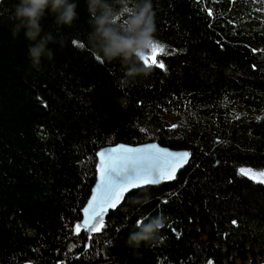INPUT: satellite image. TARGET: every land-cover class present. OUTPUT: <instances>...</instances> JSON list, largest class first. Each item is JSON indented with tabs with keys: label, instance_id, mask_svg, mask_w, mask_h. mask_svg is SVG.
Here are the masks:
<instances>
[{
	"label": "trees",
	"instance_id": "16d2710c",
	"mask_svg": "<svg viewBox=\"0 0 264 264\" xmlns=\"http://www.w3.org/2000/svg\"><path fill=\"white\" fill-rule=\"evenodd\" d=\"M17 2L0 0V264H264V183L240 172L264 171V0H153L165 68L123 86L88 42L86 0L71 27L42 21L57 42L39 68L11 31ZM154 140L188 149L175 178L77 234L97 151ZM157 214L160 242L129 247Z\"/></svg>",
	"mask_w": 264,
	"mask_h": 264
},
{
	"label": "clouds",
	"instance_id": "9594fccd",
	"mask_svg": "<svg viewBox=\"0 0 264 264\" xmlns=\"http://www.w3.org/2000/svg\"><path fill=\"white\" fill-rule=\"evenodd\" d=\"M90 14L88 42L101 61H119L125 69L122 86L138 77H147L152 68L143 63L155 42L156 23L153 0H86ZM78 0H18L14 6L16 21L11 29L13 37L22 30L25 38L32 42L28 48L31 65L39 68L42 59L53 58L48 47L57 38L51 32H43L42 21L51 14L57 27H71L79 17ZM63 46V39H60ZM150 196L132 197L131 203H146ZM167 217L163 214L146 216L139 220L127 237V245L134 250L142 244L160 242Z\"/></svg>",
	"mask_w": 264,
	"mask_h": 264
},
{
	"label": "snow or ice",
	"instance_id": "6c2138e0",
	"mask_svg": "<svg viewBox=\"0 0 264 264\" xmlns=\"http://www.w3.org/2000/svg\"><path fill=\"white\" fill-rule=\"evenodd\" d=\"M73 43H76L75 41ZM167 52L164 45L154 42L151 45L150 55L143 57L144 64L152 67L165 68V64L162 60L157 62L156 57ZM99 59V58H98ZM172 127H176L173 125ZM152 148H156L157 152L166 155L167 157L173 158L170 162L171 167L167 171H160L159 180L151 179L148 176H137L136 179H132L133 173L139 171L137 165L141 161L134 160L130 157L123 156L115 158L112 156H106L104 152L98 153L101 158L100 180L103 185V195L100 197L93 196L92 201L89 203V207L84 209L86 218L81 224L76 225L77 234H81V228L83 227L84 232L98 233L104 227V215L109 209H116L117 205L120 204L126 192L129 189H135L141 185L158 184L161 180H172L175 178L176 170L182 166L181 162H187L189 157L188 152L173 153L167 152L165 149H158L156 145H151ZM143 151L140 148H127L121 145L119 148L110 149L111 153H138ZM144 161H150L151 158H143ZM111 161V163H109ZM241 174L250 176L254 180H258L264 183V171L254 172L252 169H240ZM127 177V178H125ZM99 191V189H98ZM93 220L96 222L93 223ZM236 222L233 221V224ZM88 239H92L89 235ZM211 264V262H209Z\"/></svg>",
	"mask_w": 264,
	"mask_h": 264
},
{
	"label": "water",
	"instance_id": "95a60500",
	"mask_svg": "<svg viewBox=\"0 0 264 264\" xmlns=\"http://www.w3.org/2000/svg\"><path fill=\"white\" fill-rule=\"evenodd\" d=\"M121 145H123L124 147H127V148H140V149H143V151L138 152V153H121V152L111 153L110 152V149L119 148ZM151 145H156L158 149H165V150H167V152H173V153L188 152V149L185 147H177V148L171 147V146H168L166 144H161L155 140L154 141H145V142L136 143V144L119 141V142L109 144V145H105V146L101 147L97 151L98 167L96 170L95 181L92 185L91 192H90L85 204L83 205V208L81 211V218H80V224L81 225H82V221L86 218V214L84 212V209L89 207V203L92 201L93 196L100 197L103 195L104 188H103V185H101L100 172H99V169L101 167V158L99 157L98 153L104 152L106 154V156H112L115 158L127 156V157L134 159V160L141 161L137 165L139 171L136 173H133L131 178L136 179L137 176H148L151 179L159 180L160 171L169 170L171 167L170 162L173 160V158L167 157L166 155L157 152V149L152 148ZM143 158H151V159H150V161H144ZM109 163H111V161H109ZM181 164H182V166L176 170L175 174L185 165V162H181ZM125 178H127V177H125ZM148 185H155V184H148ZM148 185H141L140 187H145ZM140 187H137V188H140ZM98 189H99V191H98ZM131 190H133V189H129V191H131ZM126 193H128V192H126ZM110 210L111 209H109L108 211H110ZM94 222H95V220H93V223Z\"/></svg>",
	"mask_w": 264,
	"mask_h": 264
},
{
	"label": "rangeland",
	"instance_id": "374dc122",
	"mask_svg": "<svg viewBox=\"0 0 264 264\" xmlns=\"http://www.w3.org/2000/svg\"><path fill=\"white\" fill-rule=\"evenodd\" d=\"M147 55H150V52H149ZM156 59H157V62H158V56L156 57ZM243 169H250V168H243ZM253 171H254V172H261L262 170H261V171H259V170H256V171L253 170Z\"/></svg>",
	"mask_w": 264,
	"mask_h": 264
},
{
	"label": "bare ground",
	"instance_id": "6f19581e",
	"mask_svg": "<svg viewBox=\"0 0 264 264\" xmlns=\"http://www.w3.org/2000/svg\"><path fill=\"white\" fill-rule=\"evenodd\" d=\"M188 153H189V152H188ZM97 161H98V160H97ZM185 163H186V162H185ZM177 173H178V172H177ZM177 173H176V174H177ZM176 174H175V175H176ZM161 181H162V180H161ZM155 185H156V184H155ZM148 186H153V185H148ZM145 187H146V186H145ZM140 188H141V187H140ZM136 189H138V188H136ZM133 190H134V189H133ZM131 191H132V190H131ZM129 192H130V191H129ZM126 194H127V193H126ZM124 195H125V194H124Z\"/></svg>",
	"mask_w": 264,
	"mask_h": 264
}]
</instances>
